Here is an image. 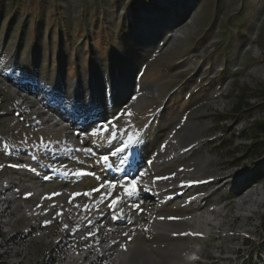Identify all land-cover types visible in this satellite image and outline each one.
Segmentation results:
<instances>
[{"label":"rangeland","instance_id":"374dc122","mask_svg":"<svg viewBox=\"0 0 264 264\" xmlns=\"http://www.w3.org/2000/svg\"><path fill=\"white\" fill-rule=\"evenodd\" d=\"M262 88L264 0H0V264H264Z\"/></svg>","mask_w":264,"mask_h":264},{"label":"built area","instance_id":"2783aa9c","mask_svg":"<svg viewBox=\"0 0 264 264\" xmlns=\"http://www.w3.org/2000/svg\"><path fill=\"white\" fill-rule=\"evenodd\" d=\"M4 163L5 162L0 159V165H2V167L4 166ZM1 184H3V187L1 186ZM28 186V190L25 189V192H23V187ZM36 187L40 189V186L37 184ZM31 193L38 192L34 190L32 184L30 183V180H24L23 178L16 179L15 177L10 178L7 175H0V225L3 227L7 226L6 229H1L2 232H9L11 230V226L14 225V222L19 220L20 218H29L35 215L36 212L33 213V211L30 210L26 211L27 207L29 208L30 206H32L31 202H25V199ZM22 201L24 203H21ZM31 208L32 207H30V209ZM37 223L42 222L37 219ZM13 236L14 238L10 240L5 239L3 241L0 239V248H5L6 245L15 244V242H18L20 240L21 242L23 241L21 234H14ZM77 245H80L79 240L77 241ZM81 248L82 247H80V249ZM99 262L100 259H97L94 264H99Z\"/></svg>","mask_w":264,"mask_h":264},{"label":"trees","instance_id":"16d2710c","mask_svg":"<svg viewBox=\"0 0 264 264\" xmlns=\"http://www.w3.org/2000/svg\"><path fill=\"white\" fill-rule=\"evenodd\" d=\"M259 92L262 93L261 98H260L262 100H261V102H259V99H258V100H255V102L258 103V104L259 103H264V88L259 90ZM255 95H257V93H255ZM255 95H252V96L255 97ZM241 96H243V94L240 95V96H237V99L240 100ZM237 99L234 101V104L232 105V108H231L232 113L236 114V115H237V113H239V103H240L239 100H237ZM245 104H246L245 106H251V103H250L249 99H247L245 101ZM261 106H262V108H264V105H261ZM253 126H254V130H257V131H259V133H263L264 134V119L256 121L255 123H253ZM251 140H252L253 143L251 144L250 147L252 149L256 148V150H257L256 153H254L255 157L262 156V154H264V144H262V146L260 145V147H259V144H257V142H256L257 141L256 138L255 139L252 138Z\"/></svg>","mask_w":264,"mask_h":264},{"label":"bare ground","instance_id":"6f19581e","mask_svg":"<svg viewBox=\"0 0 264 264\" xmlns=\"http://www.w3.org/2000/svg\"><path fill=\"white\" fill-rule=\"evenodd\" d=\"M175 24V23H174ZM170 26H173V25H169V27L168 28H170ZM166 27V26H165ZM161 28H163V27H161ZM167 28V29H168ZM172 28V27H171ZM166 30V29H165ZM169 31L171 30V29H168ZM21 76H23V75H21ZM46 86H48V85H46ZM78 113H81L80 111L78 112ZM73 114H76V113H73ZM70 118L69 119H71V117H72V114L71 115H68ZM82 116H85L84 114H80V116H78V117H76V118H74V122L75 121H78L79 119H81V117ZM52 118V117H51ZM61 127H59V129H60ZM57 129V128H56ZM134 160H135V158H127L126 156H125V160H124V163L128 166V167H130V168H133L134 167ZM180 179H184V175L181 173V175H180ZM37 190V189H36ZM40 196H42V193L40 192ZM40 196L38 197V198H40ZM201 201V200H200ZM38 202H39V199H38ZM32 204V203H31ZM30 207H32L31 209H30ZM29 208L27 207V209H26V211H33V213H35V212H37L38 211V207H37V205L36 204H32V206H30ZM51 221V217H46L45 218V220L43 221L44 223L46 222V223H48V222H50ZM170 227V225L169 224H166L165 222H163V221H160V222H158V224L156 225V228L155 229H157L158 230V232H160L161 234H163V236H166V235H168V234H166V232H167V229ZM88 228H90V226L88 227ZM67 242V241H66ZM112 264H117V259L116 260H114L113 261V263ZM144 264H149V263H147V260H145L144 261Z\"/></svg>","mask_w":264,"mask_h":264},{"label":"snow or ice","instance_id":"6c2138e0","mask_svg":"<svg viewBox=\"0 0 264 264\" xmlns=\"http://www.w3.org/2000/svg\"><path fill=\"white\" fill-rule=\"evenodd\" d=\"M92 134L96 135L97 133L93 132ZM127 147H128V145L126 144L122 148H116V151L111 152V155L112 156H116L118 153H123V152L126 151ZM86 151L91 152V149H86ZM100 159L106 165L109 163V156L108 155H103V156L100 157ZM121 162H124L123 159H122ZM0 167H2V165H0ZM87 174L88 173H85V172H76L75 173V175H77V176H82V175H87ZM163 179H167V177H164ZM131 183H132L133 186L130 189L127 190V195H129V196H131V195H133V194H135L137 192V188L135 187L136 181L133 180ZM95 191H98V189H96ZM84 195H91V193L90 192L84 193ZM114 203H116V202H114ZM135 207H138V206H135ZM114 218H116V217H114Z\"/></svg>","mask_w":264,"mask_h":264},{"label":"crops","instance_id":"0c3cea01","mask_svg":"<svg viewBox=\"0 0 264 264\" xmlns=\"http://www.w3.org/2000/svg\"><path fill=\"white\" fill-rule=\"evenodd\" d=\"M12 165H13V163H12ZM11 165V166H12ZM8 168H10V167H8ZM10 170V169H9ZM10 174L11 175H13V174H15V175H20V174H22V170L20 171L19 169H18V167H12V169L10 170ZM38 173L35 171V170H32V174L30 173H28V174H26V176H24V177H28V175L29 176H33V175H37Z\"/></svg>","mask_w":264,"mask_h":264},{"label":"clouds","instance_id":"9594fccd","mask_svg":"<svg viewBox=\"0 0 264 264\" xmlns=\"http://www.w3.org/2000/svg\"><path fill=\"white\" fill-rule=\"evenodd\" d=\"M32 80L33 81H36V80H34V78H32ZM37 83V82H36ZM52 90V89H51ZM53 91V90H52ZM56 115H58V116H60V117H63L64 115H62L61 113H59V112H57L56 113ZM55 116V115H54ZM53 116V117H54ZM37 185H39V184H37ZM222 208H224V206H222ZM82 227H83V229L86 231V229L89 227L88 225H86L85 223L84 224H82ZM100 259V262H99V264H101L102 263V261L104 260V259H102V258H99Z\"/></svg>","mask_w":264,"mask_h":264}]
</instances>
